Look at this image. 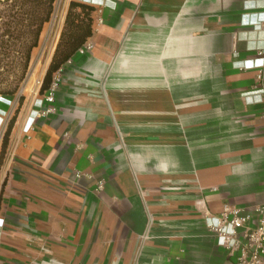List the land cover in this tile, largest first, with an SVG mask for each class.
Instances as JSON below:
<instances>
[{"label":"crops","instance_id":"1","mask_svg":"<svg viewBox=\"0 0 264 264\" xmlns=\"http://www.w3.org/2000/svg\"><path fill=\"white\" fill-rule=\"evenodd\" d=\"M70 1L55 0L20 90L0 264H236L204 218L264 204V0H75L94 7L91 47L34 117Z\"/></svg>","mask_w":264,"mask_h":264},{"label":"trees","instance_id":"2","mask_svg":"<svg viewBox=\"0 0 264 264\" xmlns=\"http://www.w3.org/2000/svg\"><path fill=\"white\" fill-rule=\"evenodd\" d=\"M55 0H0V96L17 100L0 143V166L6 156L9 136L24 101L20 92L26 80L31 52L38 45L43 25L50 20ZM94 7L71 0L51 60L43 75L39 94L52 83L53 73L78 50L91 34Z\"/></svg>","mask_w":264,"mask_h":264},{"label":"built area","instance_id":"3","mask_svg":"<svg viewBox=\"0 0 264 264\" xmlns=\"http://www.w3.org/2000/svg\"><path fill=\"white\" fill-rule=\"evenodd\" d=\"M81 47L88 49L91 45L83 44ZM37 84L39 85L40 81H37ZM55 84L52 81L50 87L44 91L36 104L34 117L54 111L52 103ZM0 99L7 101L1 96ZM44 103L48 105L44 106ZM30 126L31 124L28 128ZM253 215L256 216L255 219ZM204 220L206 228L215 234L216 244L236 255V264H264V204L256 205L251 210L224 204L218 214L208 215ZM249 223H252V226Z\"/></svg>","mask_w":264,"mask_h":264},{"label":"rangeland","instance_id":"4","mask_svg":"<svg viewBox=\"0 0 264 264\" xmlns=\"http://www.w3.org/2000/svg\"><path fill=\"white\" fill-rule=\"evenodd\" d=\"M38 70H39V69H38ZM29 76H30V74H29V75L27 74L26 80H25V82L23 83L22 87L24 86V84H26V82H27ZM37 78H38V76H37V77H36V76L33 77L32 85H33L34 87L37 86L38 89H39L40 84H41V81H40V84L38 85V84H37V80L39 81V78H38V79H37ZM41 80H42V79H41ZM22 87H21V89H22ZM12 100H13V99H12ZM12 100H10V101H6V102H7V103H11ZM0 101H3V100L0 99ZM4 102H5V101H4ZM16 107H17V101H14V106H13L12 108H10V110L8 111V113H4V114H3V116H5V120H4V122L2 123V126H1V129H2V135H3V133H4L5 129H6V127H7V124H8V122H9L10 118H11L12 115L14 114V111H15ZM2 135H1V138H2Z\"/></svg>","mask_w":264,"mask_h":264},{"label":"bare ground","instance_id":"5","mask_svg":"<svg viewBox=\"0 0 264 264\" xmlns=\"http://www.w3.org/2000/svg\"><path fill=\"white\" fill-rule=\"evenodd\" d=\"M38 81V80H37Z\"/></svg>","mask_w":264,"mask_h":264}]
</instances>
